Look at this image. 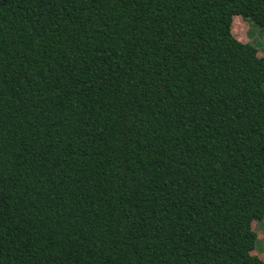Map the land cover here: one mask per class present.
Instances as JSON below:
<instances>
[{
	"label": "trees",
	"instance_id": "1",
	"mask_svg": "<svg viewBox=\"0 0 264 264\" xmlns=\"http://www.w3.org/2000/svg\"><path fill=\"white\" fill-rule=\"evenodd\" d=\"M264 0H0V264H264Z\"/></svg>",
	"mask_w": 264,
	"mask_h": 264
},
{
	"label": "rangeland",
	"instance_id": "2",
	"mask_svg": "<svg viewBox=\"0 0 264 264\" xmlns=\"http://www.w3.org/2000/svg\"><path fill=\"white\" fill-rule=\"evenodd\" d=\"M231 33L236 40L252 44L257 50L258 57L264 56V32L249 19L241 16L233 17ZM251 228L256 232L257 246L250 254L264 261V219L259 222L253 221Z\"/></svg>",
	"mask_w": 264,
	"mask_h": 264
}]
</instances>
